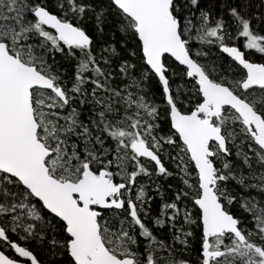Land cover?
Masks as SVG:
<instances>
[{"label":"snow or ice","instance_id":"snow-or-ice-1","mask_svg":"<svg viewBox=\"0 0 264 264\" xmlns=\"http://www.w3.org/2000/svg\"><path fill=\"white\" fill-rule=\"evenodd\" d=\"M0 264H264V0H0Z\"/></svg>","mask_w":264,"mask_h":264}]
</instances>
